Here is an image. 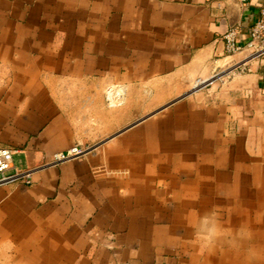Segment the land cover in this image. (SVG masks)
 <instances>
[{"label": "crops", "instance_id": "obj_1", "mask_svg": "<svg viewBox=\"0 0 264 264\" xmlns=\"http://www.w3.org/2000/svg\"><path fill=\"white\" fill-rule=\"evenodd\" d=\"M262 4L0 0V264H264Z\"/></svg>", "mask_w": 264, "mask_h": 264}, {"label": "built area", "instance_id": "obj_2", "mask_svg": "<svg viewBox=\"0 0 264 264\" xmlns=\"http://www.w3.org/2000/svg\"><path fill=\"white\" fill-rule=\"evenodd\" d=\"M240 5H244L246 0H238ZM248 42L242 49L238 47L237 33L232 29L229 30L222 38L225 54L229 57H235L242 51L248 53V58L252 61L262 62L264 64V0L258 17L249 31ZM233 71L228 70L214 75L210 80L218 85H223ZM202 83H197L193 90L198 89ZM93 150H80L73 148L64 154L53 155L49 162L37 169H18L13 165V153L5 149L0 144V189L12 186L30 187L33 184V178L38 173L56 168L62 164L79 160L89 155Z\"/></svg>", "mask_w": 264, "mask_h": 264}]
</instances>
